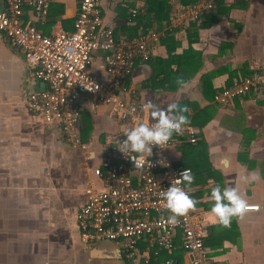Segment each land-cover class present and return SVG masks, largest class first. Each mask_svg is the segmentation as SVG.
Listing matches in <instances>:
<instances>
[{
	"label": "crops",
	"instance_id": "1",
	"mask_svg": "<svg viewBox=\"0 0 264 264\" xmlns=\"http://www.w3.org/2000/svg\"><path fill=\"white\" fill-rule=\"evenodd\" d=\"M151 1L100 0L105 21L113 27L117 38L137 36L147 29L159 33L151 59H137L125 97L152 100L163 108L172 102L188 106V124L199 130V140L192 143L186 135L174 134L177 141L169 154L177 167H199L191 173L194 179L189 188L197 201L194 207L205 210L209 219L206 246L212 261L214 264H264V93L248 94L237 99L233 106L214 100L217 90L233 85L239 76L251 74L257 64L264 65V0H224L229 11L219 21L208 22L204 27L191 25L193 22L174 27L170 20L192 0H157L152 9L148 7ZM160 2L170 6L168 23L159 22L154 12L155 8H161ZM78 8V0H57L51 5L48 20L35 24L47 35L60 30L72 31ZM134 8L139 10L135 17L131 15ZM187 52L192 64L180 57L178 61L195 73L179 86L174 74L166 75L167 64L153 62ZM170 68L185 71L178 62H173ZM90 72L103 76V51L94 54ZM42 88L46 84L34 77L23 50L0 35V158L6 154L13 156L8 168L0 173V264H136L126 258L119 242H96L87 248L81 241L76 220L88 183L93 181L98 188H103L110 182L93 174V169L111 149L109 136L129 124L112 119L108 105L90 110L91 98L83 95L80 135L90 148L74 150L76 162L69 166L76 168L71 177L78 183L65 182L64 178L54 176L62 163L50 165L42 159L33 164L27 160L34 154V148L48 157L50 146L43 144L46 139L59 136L64 144L60 126L46 122L29 106V93ZM20 157L24 161L19 162ZM33 166L37 172L46 174L39 173V178L33 174L19 176V172ZM78 167L80 172L76 177ZM252 173L258 179L251 180ZM15 178L18 180L13 181ZM56 183L64 190L68 186L72 191L77 187L80 197L75 206H58L57 201H52ZM217 183L221 187L238 186L249 204H260V209L250 210L243 218H233L228 227L220 225L210 211L213 203L210 191ZM35 200L42 208L36 214L26 208ZM66 212L71 213L68 223ZM50 227L57 228L60 236L51 234ZM146 241L141 240L140 246L145 247ZM176 241L177 248L161 251L152 257L150 264H165L167 259L190 264V256L180 246V234Z\"/></svg>",
	"mask_w": 264,
	"mask_h": 264
},
{
	"label": "built area",
	"instance_id": "2",
	"mask_svg": "<svg viewBox=\"0 0 264 264\" xmlns=\"http://www.w3.org/2000/svg\"><path fill=\"white\" fill-rule=\"evenodd\" d=\"M56 1L0 0V35L23 50L34 77L46 84V88L29 93L30 108L38 111L46 122H56L66 142L86 149L90 147L80 135L83 95L91 98L89 109L92 111L108 105L112 119L129 124L124 129L146 118L141 111L146 101L127 98L125 94L137 59H151L159 33L147 29L137 36L117 38L113 27L105 21L100 0H78L74 29L47 35L35 23L48 20L51 5ZM218 1L192 0L170 20L174 27L201 22L206 14L217 10ZM138 13L137 8L131 10L133 17ZM98 51H103L104 61V74L100 77L90 72L93 56ZM253 69L251 74L235 79L233 85L217 90L214 100L233 106L237 99L248 94L261 96L264 65L257 64ZM122 130L109 136L111 149L93 169L94 176L110 182L103 188L89 182L85 201L76 212L82 243L88 248L96 242H119L126 258L136 264H150L152 257L161 251L174 250L180 234L190 264H214L206 246L210 230L205 210L193 206L172 224L167 220L170 213L165 201L159 195L184 169L191 174L190 168L175 166L169 154L177 138L173 135L163 148L153 146L151 156L129 153L136 161L134 164L118 148L125 138ZM181 134L189 142L199 140V130L190 124L184 126ZM188 190L192 196V190ZM249 205L250 210L260 209V204ZM143 239L148 240L145 247L140 246ZM165 264L178 263L167 259Z\"/></svg>",
	"mask_w": 264,
	"mask_h": 264
},
{
	"label": "clouds",
	"instance_id": "3",
	"mask_svg": "<svg viewBox=\"0 0 264 264\" xmlns=\"http://www.w3.org/2000/svg\"><path fill=\"white\" fill-rule=\"evenodd\" d=\"M177 83L180 84L182 81L178 79ZM141 111L146 114V117H150L152 122L143 118L137 120L133 127L123 129L125 138L118 145L119 150L132 160L129 153H135L141 157L144 154L151 156L153 146L160 148L168 146L173 135L181 134L184 126L189 123V116L186 115L189 112L187 105L172 102L163 108L152 100H148L141 105ZM133 162L136 163L135 160ZM193 179L194 177L184 169L175 181H171L169 187L159 193L170 213L167 217L169 223L175 224L178 217L183 216L197 203L188 190ZM256 179H258L257 175L252 173L251 180ZM210 200L213 201L210 211L214 213L218 223L224 227L230 226L233 218H243L250 211V205L244 193L234 184L221 187L217 183L211 188Z\"/></svg>",
	"mask_w": 264,
	"mask_h": 264
},
{
	"label": "rangeland",
	"instance_id": "4",
	"mask_svg": "<svg viewBox=\"0 0 264 264\" xmlns=\"http://www.w3.org/2000/svg\"><path fill=\"white\" fill-rule=\"evenodd\" d=\"M37 143H39V141H37ZM43 144L45 145V147H47L48 145L50 146V148L48 147V149H47V154H48V151H49L48 157L40 154L38 152V149L34 148V151H35L34 154L31 155V156L29 155L27 157V160H29V162H31L33 164H36V163L40 162L39 160H42V159L45 160L46 162H49L50 165L51 164L53 165V164H57V163H60V164L62 163L61 164L62 167L60 165V167H61L60 171H57V173L54 174V176H60L61 178H64L63 181H65V182L67 181L70 184H77L78 183L77 180H72V177H73V174H74L73 172H74V170L76 168L71 167L69 165L72 162L75 161V159H74V155H75L74 152L75 151L74 150H78L77 148H80V149H84V148L81 147V146L80 147H76L75 146L76 147L75 148V147H73L74 146L73 144H71V143L68 144V142H66L65 140H64V144H65L64 145L60 141V137L59 136L57 138H53V139H46V140L43 141ZM2 157L0 158V173L4 170V168H8L9 163L11 161H13V156H11L9 154H6L5 156H2ZM20 158L21 159L19 160V162L20 161L21 162L24 161L23 160L24 157H20ZM60 167H58V168H60ZM79 167H78V170H76L77 171L76 175H74L76 177L78 176V173L80 172V168ZM36 168L37 167H34V166L33 167H29V169H26L25 172H19V176H20L21 173L23 175L24 174H31V175L33 174V175H35L36 177L39 178V175H38L39 173L41 174L40 176H42V174H44V175L46 174V172H44V171L37 172ZM54 171H55V169H53L52 172H54ZM34 179H36V178L34 177ZM15 180H18V178H15L13 181H15ZM23 184L26 185V183H24V182H23ZM27 184H28V182H27ZM61 184L64 185V182H61ZM55 187H56L55 192L51 194L52 195V201H57V205L58 206H61V205L75 206L76 200H79V197H80L79 194H78V191H77L78 190L77 187H74L73 191L71 190V187H69V186H68L67 190H64V188L61 189V188H59L60 184L57 185V183H56ZM50 190H52V189L50 188ZM36 202L37 201L35 200L34 203L27 204V206H26V208L28 210H33V212H35V214L38 213V212H41L40 209H42L41 207H39V205ZM65 218H67V220H65V222L68 223V220H70L69 218H71V213L70 212H66L65 213ZM47 221H50V220H46V222ZM44 225H46V223ZM49 231H50L51 234L60 236L59 234H57L58 233L57 228L50 227Z\"/></svg>",
	"mask_w": 264,
	"mask_h": 264
},
{
	"label": "trees",
	"instance_id": "5",
	"mask_svg": "<svg viewBox=\"0 0 264 264\" xmlns=\"http://www.w3.org/2000/svg\"><path fill=\"white\" fill-rule=\"evenodd\" d=\"M156 1L157 0H152L151 1V4H149L148 5V7L149 8H151L152 9V7H154L155 6V4H156ZM154 3V5H153V3ZM158 4V3H157ZM160 9L158 8V9H154V12L156 13V16H157V19H158V21L159 22H163V21H165V22H170L169 21V16H170V12H169V8H170V6H169V4H166V5H164L163 4V2H160ZM229 9H230V7L229 6H227L226 4H225V2H224V0H219L218 1V6H217V10L216 11H214V12H211V13H209V14H206L205 16H204V19L201 21V22H193V23H191V25L193 24V25H198L199 27H204V26H206V25H208L209 23L208 22H213V21H219L220 19H222V16L225 14V13H227L228 11H229ZM167 33H170V32H167ZM189 53L190 52H187V53H185V54H183V56H175L174 54L172 55L171 54V56H170V58L169 59H166V60H161V59H156V60H153V62L154 63H165V64H167L166 66L169 68V70H168V72H166V75L168 74V77L169 76H171V74H174V76L177 78V79H179V80H181L182 81V83L185 81V80H187L188 78H190L191 76H193L194 75V73H195V71H190V69L188 68V66L186 67V65H185V67L181 64V62H179L178 61V59H179V57H180V60H184V61H186V60H188L189 61V64H192V62H190V60H191V58H189ZM173 62H178V66L179 67H183V69L185 70V71H183V70H178V71H173V70H171V64L173 63ZM180 71H183V72H181L180 73ZM245 75V74H244ZM181 84V83H180ZM180 84H178V86L180 85ZM177 86V87H178ZM194 168V167H193ZM197 169H199V167L197 166L196 168H194V169H192L191 168V173L194 171V170H196L197 171ZM208 240V239H207ZM206 244H207V241H206ZM176 246H177V241H176ZM175 246V248H177ZM180 246L182 247V249L184 250V248H183V246H182V243L180 242ZM174 248V249H175ZM185 251V250H184ZM174 260H176V259H174Z\"/></svg>",
	"mask_w": 264,
	"mask_h": 264
}]
</instances>
